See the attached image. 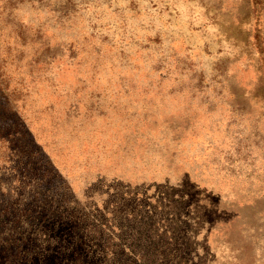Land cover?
<instances>
[{
	"label": "rangeland",
	"instance_id": "1",
	"mask_svg": "<svg viewBox=\"0 0 264 264\" xmlns=\"http://www.w3.org/2000/svg\"><path fill=\"white\" fill-rule=\"evenodd\" d=\"M0 264H264V0H0Z\"/></svg>",
	"mask_w": 264,
	"mask_h": 264
}]
</instances>
